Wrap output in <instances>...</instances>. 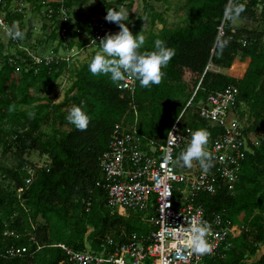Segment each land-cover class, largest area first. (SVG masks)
Here are the masks:
<instances>
[{"label": "trees", "instance_id": "trees-1", "mask_svg": "<svg viewBox=\"0 0 264 264\" xmlns=\"http://www.w3.org/2000/svg\"><path fill=\"white\" fill-rule=\"evenodd\" d=\"M88 1L49 0L54 8L51 16L45 11L50 30L45 41H37L42 45L56 42L55 54H49L54 55L50 63L45 59L36 63L23 39L10 38L17 52L1 54L0 264H70L62 245L98 251L106 235L123 241L133 232L156 230L157 224L144 218L147 214L154 216L153 207L143 211L118 208L114 212L107 205L106 190L98 185L104 181L98 159L108 147L114 125L124 118L126 124L136 126L144 144L147 139L161 143L193 96L181 119L183 126H189L192 132L206 129L215 138L223 128L210 126L197 110L208 95L230 85L238 88L233 110L240 108L237 118L245 121L243 134L249 138L252 151L242 161L234 189L224 184L214 195L203 194L202 200L207 215L223 213L230 225L241 228V233H229L216 255L205 256V264H264V17L257 10L261 0H234L244 4L245 11L233 17L257 27L232 25L222 36H218V27L229 0H180L175 11L181 19L176 26L145 0L146 15L130 12L124 23L133 35L142 31L145 36L140 51L154 50V41L160 39L175 50V56L162 69L159 85L144 88L134 78L133 91L119 88L120 82L113 83L107 75L91 74L92 59L75 66L58 57L61 47L68 52L84 42L80 37L95 31V18L89 11L106 15L107 8L121 10L119 4H127L130 10L132 6L129 0H104V5L77 15L73 9L86 6ZM18 2L30 4L41 14L48 0H1L0 8L9 26L18 22L26 33V9L15 7ZM62 9L70 15L67 23L61 20ZM146 20L152 28L147 31ZM157 23L163 26L154 31ZM67 24L71 39L65 45L60 31ZM74 37L79 39L75 41ZM224 41L227 46L221 51ZM0 51H5L4 45L0 44ZM238 56L250 58L241 79L216 71L217 67L230 68ZM209 63L215 69L206 71ZM65 71L72 83L63 100L56 102L49 94ZM185 92L186 97L180 99ZM73 106L82 107L89 115L86 131L77 130L66 119ZM187 145L177 149V157ZM32 152L48 158L47 163H34L28 157ZM31 169L33 178L27 183Z\"/></svg>", "mask_w": 264, "mask_h": 264}, {"label": "built area", "instance_id": "built-area-1", "mask_svg": "<svg viewBox=\"0 0 264 264\" xmlns=\"http://www.w3.org/2000/svg\"><path fill=\"white\" fill-rule=\"evenodd\" d=\"M49 2V0H48ZM1 3V0H0ZM264 17V0L260 3ZM54 12L50 4L49 16ZM63 22L67 23L70 15L62 9ZM234 17L224 16L218 27V36L225 34L226 28L232 26ZM9 26L3 10L0 8V29ZM68 24L60 31L66 45L69 39ZM117 27L108 28L105 22L97 24L89 43L97 42L100 37ZM118 33V32H117ZM243 44L247 39L242 38ZM36 63L53 60L54 55H32ZM74 56V55H73ZM70 60L71 57L58 56ZM214 69L209 63L206 71ZM119 88L133 91L134 78L120 82ZM198 88V87H197ZM238 88L230 85L221 91L208 95L199 108V116L209 122L212 127H221L222 132L209 137L206 149L215 160L214 167L204 173L199 163L193 161V168L183 166L177 160L176 151L191 140V128L183 126L181 121L184 111L192 103L190 98L185 109L171 125L163 142L147 139L137 133L136 126H129L123 118L113 127L107 149L100 155L98 164L103 172L104 181L98 185L106 190L107 205L115 212L118 208L135 211L154 209V216L146 221L157 224V229L149 233L133 232L123 241L115 236L106 235L101 243V250H76L62 245L66 250L67 262L70 264H205V256L216 255L220 246L231 233L238 236L241 228L230 225L224 214L212 212L206 214L203 194L214 195L221 186L228 185L234 189L239 178L240 169L246 153L252 151L249 138L243 134V123L237 118L233 106L236 103ZM188 146V145H187ZM34 170L26 182L30 183ZM22 188L19 189L21 191ZM193 223H207L210 232L206 239L212 246V252L197 255L193 252L189 240L190 233L185 231ZM61 245V244H60ZM22 250H25L23 248ZM11 251H14L13 249ZM19 253V249L15 250Z\"/></svg>", "mask_w": 264, "mask_h": 264}, {"label": "clouds", "instance_id": "clouds-1", "mask_svg": "<svg viewBox=\"0 0 264 264\" xmlns=\"http://www.w3.org/2000/svg\"><path fill=\"white\" fill-rule=\"evenodd\" d=\"M22 5L25 7L29 4L22 3ZM244 11V4L229 0V5L225 8V16H239ZM127 15L123 10L107 8L105 20L109 23L117 24V29H120V31L115 34H106L100 39L101 51L97 52L89 63V71L93 75H107L113 83L117 84L128 78H135L139 81L140 86L144 88L159 85L164 76L162 69L175 56V50L166 47L164 41L156 39L154 41V50L140 51L145 45V36L142 31L133 35L129 27L124 23ZM101 22L105 21L99 20L96 26ZM4 28L10 38L14 40L24 39L25 33L20 29L18 22L14 21L11 26L5 25ZM226 46L227 41H224L220 46L221 51ZM36 55L45 56L42 54ZM12 108L13 106H10V110ZM66 119L80 131H86L90 123L89 115L80 106H73L68 112ZM209 137L210 133L206 129H198L191 132L190 143L186 149L180 152L177 160L188 168L193 167V161H197L203 172L207 173L214 167L215 160L213 154L206 149ZM185 231L190 233L189 244L195 254L202 256L212 252V246L206 239L210 232V225L207 223H193Z\"/></svg>", "mask_w": 264, "mask_h": 264}, {"label": "rangeland", "instance_id": "rangeland-1", "mask_svg": "<svg viewBox=\"0 0 264 264\" xmlns=\"http://www.w3.org/2000/svg\"><path fill=\"white\" fill-rule=\"evenodd\" d=\"M107 1H116V0H107ZM130 2L132 3L130 10H128V8L126 7L127 4H125V5L119 4L118 8L123 10L128 15H130V12H135L136 16L137 15H146L145 0H129L128 3H130ZM149 3L152 4L157 11H162L166 14V16L168 18L167 21L169 24L171 22H174V23L178 22L179 17L175 13V9H176V6L179 5L180 0H149ZM104 4H105L104 0H89L87 2L86 6H83V5L79 6L78 5L73 10L78 15V13H80V12L83 13L86 10H90V8H93L95 5L96 6H98V5L102 6ZM28 6L30 9H32L30 4ZM15 7H23V5H22V3L18 2V4ZM49 7H50V3L46 2V4L41 8V10H42L41 15L35 14L34 11L29 12V13L28 12L25 13L26 14L25 15V20H26L25 27L27 30L25 31L26 33H25L24 39L22 40V43L25 45L27 43L29 47L31 46L30 47L31 49H29V47H28V51L32 55H36L39 53L42 55L55 54L54 49H55V46L57 45L56 43H52V44L43 43V45H42L37 41V39L45 41L46 40L45 36L48 35V31L50 30V27L48 25V24H50V21H49V23H47V21H46V20H49V17H48V19L45 17V11H48ZM257 10H258V12H260L259 7ZM89 13L91 15H93V17L95 18V20H94L95 26L99 20L107 22L105 20L106 15H103L100 12L96 13L93 11H91V12L89 11ZM127 16H126L125 20H127ZM135 19H136V17H134L131 20V22H134ZM242 24H244V25L246 24L247 26L254 27V28L257 27V24H255V23L242 21L241 19L234 17V19L232 21L233 26L238 27ZM106 25L108 26V28L117 27V24H115V23L107 22ZM45 26H46V28H45ZM162 26H163L162 24L158 23L153 27V30L158 31L159 29H161ZM144 27L146 30L152 29L149 20H146L144 22ZM119 31H120V29H119ZM119 31L114 30L110 34H115ZM107 34H109V33H107ZM93 35H94V31L90 35H84V36L80 37V39L84 40V42L81 43V41H80L77 44V46L75 45L72 48V50H70L68 52L63 47H61L60 51H59L60 56L71 57V59L69 61H71L72 64H75V66H77V65L79 66L82 62L93 59L95 54L97 52L101 51V46L99 43H100V39L103 38V37H100L98 39L97 44H96V42L89 43V41L93 37ZM73 39L75 41H77L79 38L74 37ZM0 44L4 45V50H5L4 52L0 51V57H1V54H5L7 52L15 54L18 50V48H16L14 46V44H12L10 42V37L6 34V31H3L1 29H0ZM21 47H22V49H24L23 46H21ZM19 50H21V49H19ZM24 50H26V49H24ZM24 50H22V51H24ZM238 58H240V57L238 56ZM235 66H239V64H236ZM225 69L226 68H222L221 71L224 73H227L225 71ZM68 74L69 73H67L65 71L64 74L61 75L56 80V86L53 88L52 92L49 94V97H51L56 102L63 100L66 90L69 88V86L72 83V79L69 77ZM186 81L188 82V79ZM42 94H44V91H42ZM186 94H187V92H185V94H180V97H181L180 99H184L186 97ZM239 110H240V108L239 109L236 108V112H237L236 114H239ZM242 122L245 123V121H242ZM28 157L31 160H33V162L36 163L37 165H41V164L45 165L48 161V158H45V157L41 158V156L38 155V152H32L28 155ZM8 162L11 163L10 161H8ZM194 162L197 163V161H194ZM0 180H1V173H0ZM148 215L149 214L144 215V218L150 217ZM261 253H264V246L261 248Z\"/></svg>", "mask_w": 264, "mask_h": 264}, {"label": "crops", "instance_id": "crops-1", "mask_svg": "<svg viewBox=\"0 0 264 264\" xmlns=\"http://www.w3.org/2000/svg\"><path fill=\"white\" fill-rule=\"evenodd\" d=\"M25 13H29V12H32L33 10V8L32 9H30L29 8V6L27 5V6H25ZM160 12H162V11H160ZM34 13L35 14H37V15H41V14H38L37 12H35L34 11ZM84 13H88V11H85ZM162 13H164V12H162ZM175 13H176V11H175ZM177 14V13H176ZM26 15V14H25ZM165 16H166V14H165ZM177 16L179 17L178 18V22H180V19H181V15L180 14H177ZM166 19L168 20V18H167V16H166ZM47 22H48V20H46ZM158 24V23H157ZM159 24H161V23H159ZM171 25H173V26H176V23H174V22H171L170 23ZM145 28V27H144ZM162 28V27H161ZM147 31V30H146ZM45 37H47V36H45ZM56 43V42H55ZM249 63H250V58H244V59H240V58H236L235 60H234V62H233V64L231 65V67L230 68H226L225 69V71L227 72L226 74H228V75H230V76H233V77H235V78H237V79H241L243 76H244V74H245V72H246V70H247V68H248V66H249ZM236 64H239V66H236L235 68H234V66L236 65ZM234 68V69H233ZM221 69L222 68H220V67H217L216 68V71H221ZM222 72V71H221ZM243 216V215H242ZM241 216V217H242Z\"/></svg>", "mask_w": 264, "mask_h": 264}, {"label": "bare ground", "instance_id": "bare-ground-1", "mask_svg": "<svg viewBox=\"0 0 264 264\" xmlns=\"http://www.w3.org/2000/svg\"><path fill=\"white\" fill-rule=\"evenodd\" d=\"M236 66H234V68H235Z\"/></svg>", "mask_w": 264, "mask_h": 264}]
</instances>
